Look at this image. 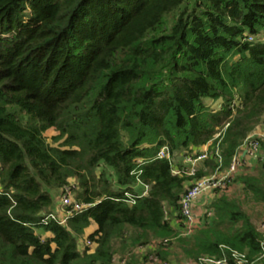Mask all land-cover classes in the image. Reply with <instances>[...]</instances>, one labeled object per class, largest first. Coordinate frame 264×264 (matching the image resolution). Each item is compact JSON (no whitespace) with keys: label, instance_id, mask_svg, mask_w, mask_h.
Listing matches in <instances>:
<instances>
[{"label":"trees","instance_id":"trees-1","mask_svg":"<svg viewBox=\"0 0 264 264\" xmlns=\"http://www.w3.org/2000/svg\"><path fill=\"white\" fill-rule=\"evenodd\" d=\"M262 123L264 0H0V264H140L173 239L195 264H264L246 210L264 170L228 178L241 196L217 191L190 235L171 224ZM203 146L192 174L175 163ZM71 184L86 207L43 221Z\"/></svg>","mask_w":264,"mask_h":264},{"label":"built area","instance_id":"built-area-1","mask_svg":"<svg viewBox=\"0 0 264 264\" xmlns=\"http://www.w3.org/2000/svg\"><path fill=\"white\" fill-rule=\"evenodd\" d=\"M246 147V154L249 157H254L258 150L261 148L262 143L257 140H250ZM164 148H162L159 152L160 157H167L166 153L164 152ZM242 150V148H241ZM241 152H239L234 158L229 166V168L225 172H217L215 174L202 177L199 179L193 180L189 187L187 188L186 192L182 195L179 204H180V219H173L171 224L174 228H177L179 225V231L182 235L187 236L193 233L196 229L201 228L205 224V216L209 219L212 217V210L209 207L210 205L204 206L199 212L194 208V202L197 198L202 195L208 193L217 194V191L222 190L225 185V181L228 178H232L239 167L242 165L241 160ZM207 158V152L203 151L199 154L196 158L191 157H184L185 162L189 165L187 170L189 174H192L194 170L197 168V162H202L204 159ZM174 173H178V170H173ZM73 184L70 186H65L61 192L60 196V207L63 208V213L58 214L57 216L53 213H49L43 218V221L52 219L58 221L60 224H63L66 218L73 212V211H80L86 205L79 204L74 201L73 198ZM66 206L71 207L70 209H64ZM62 210V209H61ZM255 227L260 235L264 236V215H262L256 222ZM261 247L264 248V239L261 241ZM231 258L236 264H244L243 255L239 252L232 250L231 251ZM196 264H227L226 257L223 255L219 259H215L212 257L204 256L200 258L199 262Z\"/></svg>","mask_w":264,"mask_h":264},{"label":"rangeland","instance_id":"rangeland-1","mask_svg":"<svg viewBox=\"0 0 264 264\" xmlns=\"http://www.w3.org/2000/svg\"><path fill=\"white\" fill-rule=\"evenodd\" d=\"M54 134H56L54 129L47 131L46 137L49 140V142L51 141L52 136ZM175 163L178 165V163L176 162V159H175ZM237 184L238 183H234V182H228V183L225 182L224 187L222 188V190H219V193L227 192V194L229 195L234 194V195L241 196L242 188H239V186L241 185L238 184L239 186H237ZM57 199L59 198L57 197ZM257 206L258 205H251V206H248V208L246 209L249 216L255 220H258L262 215H264V209H261L259 206L258 207ZM56 211L58 213L62 212L58 210ZM90 231L91 230H88L86 233H89ZM261 238L264 239V236L261 235ZM83 245H84V240L80 243V248H82ZM157 252H160L161 254L166 252L167 257L164 258L163 255L160 256L159 253ZM131 254L134 255L135 259H137L140 262V264H195L184 257L183 253L176 246L174 239L170 242V245L166 247L164 244L160 243L159 240H153L147 246L131 249ZM120 262H121V259L118 256H116L115 264H120Z\"/></svg>","mask_w":264,"mask_h":264},{"label":"crops","instance_id":"crops-1","mask_svg":"<svg viewBox=\"0 0 264 264\" xmlns=\"http://www.w3.org/2000/svg\"><path fill=\"white\" fill-rule=\"evenodd\" d=\"M254 139L259 140L262 143V145L254 157H249L246 154V147H247L246 143H248L250 140H254ZM201 149H202V151L206 152L207 146H203V147H201ZM240 152H241L240 156H241V160H242V164H241L242 166L238 168L235 176L239 175V174L257 175L261 170H264V123L259 124L253 131H251L249 133V135L246 138V142H245L244 146L242 147V150H240ZM215 153H217V150H215ZM176 162L178 164H180L181 166H184L186 168L189 167V165L185 162L184 156H182V155H178L176 157ZM201 166H202V162H200V161L197 162L196 167L200 168ZM237 186H239V185L237 184ZM239 188H241V186H239ZM225 194H227V192ZM217 195H219V194H214L212 192V193H208V194L202 195L199 198H197L194 202L195 210L199 212L204 206L210 204L212 202V200L215 198V196H217ZM258 206L261 209H264L260 205H258ZM251 219H252V217H251ZM252 222L255 225L257 220L252 219ZM94 229H95L94 224H91V226L89 227L88 230L92 231Z\"/></svg>","mask_w":264,"mask_h":264}]
</instances>
